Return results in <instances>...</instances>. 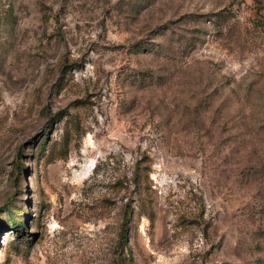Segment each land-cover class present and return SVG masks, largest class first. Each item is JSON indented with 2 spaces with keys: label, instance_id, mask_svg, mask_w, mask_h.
Here are the masks:
<instances>
[{
  "label": "rangeland",
  "instance_id": "1",
  "mask_svg": "<svg viewBox=\"0 0 264 264\" xmlns=\"http://www.w3.org/2000/svg\"><path fill=\"white\" fill-rule=\"evenodd\" d=\"M264 264V0H0V264Z\"/></svg>",
  "mask_w": 264,
  "mask_h": 264
},
{
  "label": "trees",
  "instance_id": "2",
  "mask_svg": "<svg viewBox=\"0 0 264 264\" xmlns=\"http://www.w3.org/2000/svg\"><path fill=\"white\" fill-rule=\"evenodd\" d=\"M130 220L131 213L130 208L123 210V215L118 230L116 241V262L115 264H134L130 249L128 245V239L130 235Z\"/></svg>",
  "mask_w": 264,
  "mask_h": 264
}]
</instances>
